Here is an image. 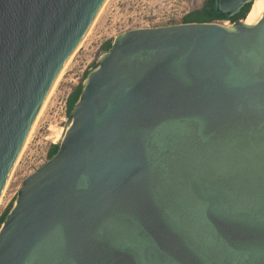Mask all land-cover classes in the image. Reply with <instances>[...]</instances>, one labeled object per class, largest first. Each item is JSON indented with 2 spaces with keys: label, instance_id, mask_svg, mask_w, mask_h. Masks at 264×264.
Masks as SVG:
<instances>
[{
  "label": "water",
  "instance_id": "water-1",
  "mask_svg": "<svg viewBox=\"0 0 264 264\" xmlns=\"http://www.w3.org/2000/svg\"><path fill=\"white\" fill-rule=\"evenodd\" d=\"M107 0H0V199ZM233 26L118 36L57 154L0 229V264H264V0Z\"/></svg>",
  "mask_w": 264,
  "mask_h": 264
},
{
  "label": "rangeland",
  "instance_id": "rangeland-1",
  "mask_svg": "<svg viewBox=\"0 0 264 264\" xmlns=\"http://www.w3.org/2000/svg\"><path fill=\"white\" fill-rule=\"evenodd\" d=\"M208 0H108L90 35L79 49L65 75L50 99L38 125L24 151L0 205L1 219L14 206L18 191L24 180L37 171L36 166L42 161L40 149L32 145L36 136H52L58 141L63 136L65 114L70 88L75 86L83 73L95 68L100 58L106 53L103 49L107 42L114 40L131 30L141 29L144 21H159L162 26L182 24L184 17L195 10L202 9ZM218 21H215L217 23ZM41 135V136H40Z\"/></svg>",
  "mask_w": 264,
  "mask_h": 264
},
{
  "label": "trees",
  "instance_id": "trees-1",
  "mask_svg": "<svg viewBox=\"0 0 264 264\" xmlns=\"http://www.w3.org/2000/svg\"><path fill=\"white\" fill-rule=\"evenodd\" d=\"M210 6H211V0H208L202 9L195 10L187 14L184 17V23H197V22L211 23V22H215L218 20H229L232 23H236L241 20H244L247 17L251 9V5H246L239 14L235 15L234 17L227 18L226 16H221V15L216 14L214 11L209 12L208 8ZM111 45H112L111 42H107L106 44H104L103 46L104 51L105 52L109 51L111 48ZM81 93H82V87H79L76 90H74L73 93L69 96L68 101H67V110H68L69 115L72 113L76 103L80 99ZM58 150H59L58 145L53 146L49 152L50 158L55 156ZM9 212L10 211L6 212L5 215L2 217L1 224L4 223Z\"/></svg>",
  "mask_w": 264,
  "mask_h": 264
},
{
  "label": "built area",
  "instance_id": "built-area-1",
  "mask_svg": "<svg viewBox=\"0 0 264 264\" xmlns=\"http://www.w3.org/2000/svg\"><path fill=\"white\" fill-rule=\"evenodd\" d=\"M218 24L224 25V26H233L235 23H232L229 20H218L217 22ZM162 25H164L163 23H160L159 21H144L142 24V28H155V27H161ZM93 69L90 68L89 71ZM88 71V72H89ZM83 73L82 76L79 77L78 82L76 83L75 86L70 88L69 94H68V98L69 96L73 93L74 90H76L79 87H82V85L84 84L86 77H87V73ZM69 120L68 114H65L64 117V124H63V130H62V134L65 135L68 127H67V122ZM41 136V135H40ZM38 138V139H37ZM64 136H62L60 138V140L58 142H56V140L52 137V136H46V137H41L39 138V136H36V141L35 143L32 145L33 147H35L36 149H40L41 151V157H42V161L40 162V164H38L36 166V169L38 170L39 168H41L43 165H45L49 160H50V156H49V152L52 149L53 146L55 145H59L62 140H63Z\"/></svg>",
  "mask_w": 264,
  "mask_h": 264
},
{
  "label": "bare ground",
  "instance_id": "bare-ground-1",
  "mask_svg": "<svg viewBox=\"0 0 264 264\" xmlns=\"http://www.w3.org/2000/svg\"><path fill=\"white\" fill-rule=\"evenodd\" d=\"M107 1H108V0H107ZM107 1H106V3L104 4V6L108 3ZM261 2H262V0H254L252 6H254V5H258V4L261 3ZM104 6H103V8H104ZM103 8L101 9L100 13L102 12ZM100 13L98 14V16H97L95 22H96L97 19L99 18ZM248 15H249V13H248ZM248 15H247V16H248ZM95 22L93 23L91 29L89 30L88 34L85 36V38H84V40L82 41V43L80 44V46L76 49V51L73 53V55L70 57V59H69L68 62L66 63V65H65V67L63 68V70H62V72H61L59 78L57 79L55 85L53 86V88H52V90H51V92H50V94L48 95V97H47V99H46V101H45V103H44V105H43V107H42V109H41V111H40L38 117H37V120H36V122H35V124H34L32 130H31V132H30V134H29L27 140H26V143H25V145H24V147H23V149H22V151H21V153H20V155H19V157H18V159H17V161H16V164H15V166H14V169H13V171H12V174H13L14 170L16 169V167H17V165H18V163H19V161H20V159H21V157H22L24 151L26 150V147L28 146V144H29V142H30V139L32 138V135H33V133H34V131H35L37 125H38V122H39L40 118L42 117V115H43V113H44V111H45V109H46L48 103L50 102V99H51L52 96L54 95V92L56 91V88L58 87L60 81L62 80L63 76L65 75V72H66L67 68L69 67L70 63L72 62L73 58L75 57V55L77 54V52L79 51V49L82 47V45L84 44V42L86 41V39H87L88 36L90 35V32H91V30H92V28H93ZM63 136H64V134H63ZM56 142H58V139H57V138H56ZM12 174H11V176H10V179H11V177H12ZM10 179H9V181H8L6 187H5V190H4L3 194H2V197H1V199H0V205H1L2 201H3L2 199H3V197H4V194H5V192H6L7 187H8V185H9Z\"/></svg>",
  "mask_w": 264,
  "mask_h": 264
}]
</instances>
